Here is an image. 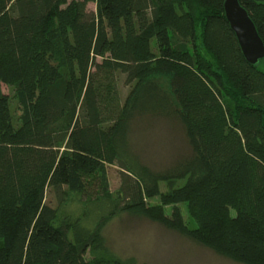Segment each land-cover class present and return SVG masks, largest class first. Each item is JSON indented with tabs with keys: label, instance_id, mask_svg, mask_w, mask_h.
Segmentation results:
<instances>
[{
	"label": "trees",
	"instance_id": "16d2710c",
	"mask_svg": "<svg viewBox=\"0 0 264 264\" xmlns=\"http://www.w3.org/2000/svg\"><path fill=\"white\" fill-rule=\"evenodd\" d=\"M238 1L264 45V0ZM224 2L0 0V264H139L107 247L122 215L264 264V72L242 57ZM199 12L212 64L195 54ZM152 120L178 125L187 146L163 169L132 145ZM106 165L119 170L115 193Z\"/></svg>",
	"mask_w": 264,
	"mask_h": 264
},
{
	"label": "rangeland",
	"instance_id": "374dc122",
	"mask_svg": "<svg viewBox=\"0 0 264 264\" xmlns=\"http://www.w3.org/2000/svg\"><path fill=\"white\" fill-rule=\"evenodd\" d=\"M87 11L95 13V5L87 6ZM198 29L200 31L203 15L198 13ZM195 54L198 58L212 64L209 54L201 46L200 32ZM258 69L264 72V62ZM215 70V68H214ZM122 80V79H121ZM4 94L11 100L13 124H18L20 111L15 104L13 92L2 85ZM127 90L122 81L119 83L120 97H125ZM230 105L242 104L237 97L230 93ZM143 124V123H142ZM137 124L132 135V145L143 162L152 169H163L187 151L184 136L178 125L161 120H152L142 125ZM105 176L110 193H115L119 187V170L116 166H105ZM161 191L164 192L163 186ZM46 204L55 207L54 199L48 192ZM147 205L159 208L169 217L173 206L162 204L160 198L147 201ZM181 213L185 226L189 229L196 227V220L186 204L176 206ZM104 238L110 251L120 258L133 257L139 264H238L217 256L203 247L197 246L180 235L168 231L159 225L144 219H135L122 215L112 220L104 230Z\"/></svg>",
	"mask_w": 264,
	"mask_h": 264
},
{
	"label": "water",
	"instance_id": "95a60500",
	"mask_svg": "<svg viewBox=\"0 0 264 264\" xmlns=\"http://www.w3.org/2000/svg\"><path fill=\"white\" fill-rule=\"evenodd\" d=\"M223 13L244 60L256 67L264 60V45L247 12L238 0H225Z\"/></svg>",
	"mask_w": 264,
	"mask_h": 264
}]
</instances>
